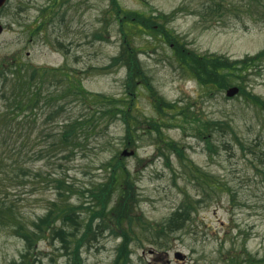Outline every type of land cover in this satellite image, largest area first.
<instances>
[{
	"label": "rangeland",
	"instance_id": "rangeland-1",
	"mask_svg": "<svg viewBox=\"0 0 264 264\" xmlns=\"http://www.w3.org/2000/svg\"><path fill=\"white\" fill-rule=\"evenodd\" d=\"M118 2L126 10L154 17L162 15L156 21L169 28L189 50L199 54L227 55L240 60L264 50V0ZM174 11L177 14L170 18ZM52 17L56 19L54 24L37 31L44 20L48 22ZM1 22L5 30L0 36V62L17 57L35 66L65 65L88 72L84 85L89 91L117 99L126 96V68L107 69L112 58L120 53L123 40L111 0H10L2 11ZM128 32V39L138 49L152 84L166 101L175 103L177 113L189 109L190 114L202 120L230 122L237 131L236 137L225 131L212 137L215 150L211 155L206 141L194 129L195 122L182 119L179 113L174 119L175 112L168 110L165 122H169V127L162 130L166 140L174 141L183 150L182 158L162 142L157 143L155 131L140 130L137 145L126 148L123 122L111 126L110 138L117 143L116 150L135 152L125 159L136 173L141 200L138 213L157 225L164 223L186 198L198 209L193 226L183 234L164 239L163 246L155 239L160 235L155 231L158 226L146 233V237L145 233L141 234L140 240L132 243L130 264H228L230 254L243 257L245 248L257 259H263L264 164L259 154L264 155V117L245 96L228 98L226 90L210 92L190 77L177 62L171 45L161 37L155 38L134 27L128 28ZM240 82L248 92L264 99V64L249 70ZM137 91L138 116L160 120L149 90L140 85ZM81 109L82 105L78 104L77 114ZM44 124L42 115L36 126ZM190 161L215 175L224 192L218 191L200 203L199 192L189 180ZM100 165L94 152L79 154L70 165L71 175L83 191L72 198L75 204L88 199L91 184L104 177ZM27 191L23 188V199L29 196ZM54 197L55 193L46 192L41 202H22V209L34 219L45 214L50 205L46 199ZM120 242L121 238L106 232L82 248V259L85 264H112ZM25 249V242L14 232L0 231V264L20 260ZM35 252L44 264H51L52 257L54 264H72L71 254L64 252L58 240L51 243L42 239ZM177 252L186 258H176ZM33 258L32 253L28 259Z\"/></svg>",
	"mask_w": 264,
	"mask_h": 264
},
{
	"label": "trees",
	"instance_id": "trees-1",
	"mask_svg": "<svg viewBox=\"0 0 264 264\" xmlns=\"http://www.w3.org/2000/svg\"><path fill=\"white\" fill-rule=\"evenodd\" d=\"M111 1L123 40L120 53L112 58L107 69L126 68L125 97L117 99L89 91L84 85L88 72L83 70H73L65 65L35 66L23 63L17 57L0 62V101L3 102L0 105V231L11 230L26 244V252L21 259L10 264H44L35 252L42 239L51 243L60 241L64 252L71 254L72 264H85L82 248L106 232L121 238L112 264H130L132 243L140 240L141 234L145 233L146 237V233L158 226L155 231L160 235L155 239L160 240L157 244L163 246L166 243L164 239L183 234L195 223L193 216L198 209L189 198L164 223L154 225L138 213L141 200L136 173L131 171L122 153L116 150L117 143L110 138L111 126L123 122L126 148L137 145L140 130L155 131V141L175 150L182 158L183 150L174 141L166 140L162 130L169 127V122H165L168 110L175 112L174 119L179 113L182 119L195 122L193 128L206 141L211 155L215 150L212 137L223 131L236 137L237 131L230 122L202 120L194 113L190 114L189 109H181L177 113L175 103L166 101L149 79L138 49L128 39V28H138L169 43L181 68L210 92H222L239 85V95L245 96L264 117V99L248 92L240 82L249 70L264 64V50L240 60L227 55L199 54L189 50L169 28L156 21L162 15L154 17L126 10L118 0ZM176 14L174 11L170 18ZM55 20L54 17L48 22L44 20L37 31L54 24ZM140 85L149 90L155 109L161 115L160 120L138 116L135 102ZM78 104L82 105L79 114ZM42 115L46 125L36 126ZM240 145L246 149L243 143ZM88 152H94L98 157L105 174L91 184L86 195L88 199L75 204L72 198L83 191L78 187L75 176L71 175L70 165L79 154ZM259 152L253 151L254 154ZM107 154L109 156H104ZM259 160L264 164L261 153ZM188 173L189 180L199 192L200 203L225 190L215 175L191 161ZM23 188L28 189L30 197L22 198ZM46 192L55 193V197L46 199L50 205L45 214L30 219L22 209V202H41ZM32 253L35 258L28 259ZM242 256L230 254L227 263L264 264V258L257 259L246 248ZM51 259V264H54V257Z\"/></svg>",
	"mask_w": 264,
	"mask_h": 264
},
{
	"label": "water",
	"instance_id": "water-1",
	"mask_svg": "<svg viewBox=\"0 0 264 264\" xmlns=\"http://www.w3.org/2000/svg\"><path fill=\"white\" fill-rule=\"evenodd\" d=\"M7 2H8V0H0V36L4 32V26L2 25V22H1V10L6 5L5 3H7ZM239 92H240V89L238 87H231L230 89L227 90L226 95L228 97H234ZM122 153H123V156H130V155L134 154V151L129 152L128 150H125ZM175 257L178 259H181V260H183L185 258V256L180 252H177L175 254Z\"/></svg>",
	"mask_w": 264,
	"mask_h": 264
}]
</instances>
